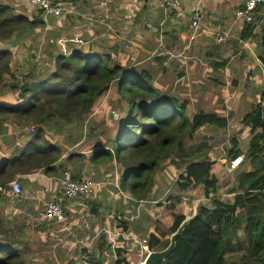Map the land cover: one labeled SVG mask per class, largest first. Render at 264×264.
Segmentation results:
<instances>
[{"label": "crops", "instance_id": "crops-1", "mask_svg": "<svg viewBox=\"0 0 264 264\" xmlns=\"http://www.w3.org/2000/svg\"><path fill=\"white\" fill-rule=\"evenodd\" d=\"M57 2L64 7L63 13L42 14L44 27L16 31L10 39H0V49H10L13 58L12 75L5 76L0 101L18 104L20 89L13 87L20 86L19 76L32 72L35 81L50 75L59 53L70 55L80 49L86 54H106L111 57V65L148 71L165 95L188 100L189 117L204 110L229 118L227 128L214 125L213 133L234 128L232 134L238 136L229 139L231 147L246 152L252 133L242 120L258 104L264 105V64L257 41L240 39L245 22L235 13L244 0H179L177 6L164 0ZM0 3L11 6L16 14L39 11L31 0ZM260 10L256 15L263 23ZM195 11L200 12L201 23L208 28L206 33H194L191 28ZM255 32H260V25ZM216 33L235 38L241 50L234 52L231 48L235 44L218 42ZM129 108L128 99L114 82L90 113L72 122L57 119L38 124L0 113V186L4 188L0 195V244L23 248L18 241L24 240L23 259L33 264H82L84 257L89 258V264H117L119 258L132 264L142 259L140 246L128 238L160 236V230L173 220L165 206H176V200L184 202V198L176 199L172 193L171 183L180 181L181 171L170 163L156 174L146 199L137 200L121 188L125 168L117 162L111 140L121 130ZM117 110L121 115L116 118L113 112ZM39 128L44 139L59 148L60 156L53 167L32 169L27 160L26 170H22L21 160L38 151L34 135ZM102 150L112 152L113 158L106 153L97 156ZM214 156L205 157L226 160ZM10 160L12 163L4 166ZM66 176L75 180L90 177L93 192L89 197L68 199L63 218L49 221L44 215L46 207L61 194ZM15 179L20 181L23 193L13 199L9 183Z\"/></svg>", "mask_w": 264, "mask_h": 264}, {"label": "trees", "instance_id": "trees-1", "mask_svg": "<svg viewBox=\"0 0 264 264\" xmlns=\"http://www.w3.org/2000/svg\"><path fill=\"white\" fill-rule=\"evenodd\" d=\"M42 14L40 9L36 14H16L11 6L0 3V39L8 40L16 31L44 27ZM257 25H260L258 33L255 32ZM240 39L257 41L264 64V22L261 23L260 15L252 23L245 22ZM11 57L10 49H0V91L5 76L12 75ZM55 63V71L48 76L32 81L33 73L26 75L20 86L13 87L20 89L18 104L0 101V113L38 124L57 119L72 122L90 113L97 99L116 82L120 94L130 104L121 130L111 140L115 158L125 168L121 188L137 200L146 199L154 187L156 174L169 161L181 171L178 182L181 190L194 187L198 194L204 193L210 200V204L200 205L197 215L177 237L174 251L158 264H229L233 242L240 255L230 264H264V105L258 104L243 118L252 138L246 152L230 150V160L245 156L238 167L228 169L229 163L205 157L213 137L206 135L195 144L187 140L205 125L227 128L229 118L204 110L189 117L188 100L165 95L148 71L111 65V57L106 54H86L75 49L70 55L59 53ZM43 135L39 128L34 135L39 143L38 151L21 160L22 170H26L27 160L34 169L53 167L59 158V148ZM102 153L113 158L107 150L97 156ZM11 163V160L5 161L4 166ZM223 187L234 195L232 200L225 201L218 196ZM165 208L173 220L164 231L160 230V236H149L151 251L167 248L171 235L188 216L177 212L174 204H167ZM23 255L24 249L19 246L0 244V264H27ZM117 264L129 262L119 258Z\"/></svg>", "mask_w": 264, "mask_h": 264}, {"label": "built area", "instance_id": "built-area-1", "mask_svg": "<svg viewBox=\"0 0 264 264\" xmlns=\"http://www.w3.org/2000/svg\"><path fill=\"white\" fill-rule=\"evenodd\" d=\"M171 6H177L179 0H164ZM31 3L38 9L43 11V15L48 17L50 15L59 16L63 13L64 7L62 4H59L57 0H31ZM170 7V6H169ZM263 15L262 21L264 22V0H244V4L236 10V17L243 20L247 23H252L255 18L256 14ZM191 28L194 30V33H206L208 28L203 26L201 23V15L200 12L195 11L192 14L191 19ZM216 40L218 42H223L227 39V34L224 33H216L215 34ZM114 117H118V112H113ZM31 130L34 127L30 128ZM243 161V157L239 156L231 161L230 166L231 168L235 169L241 162ZM93 184L94 181L90 177H85L79 180L72 179L69 176H66L62 180V192L56 199L51 201L45 210V218L47 220H54V219H61L63 218L64 214V205L68 199L75 198L79 195H84L85 197L91 196L93 192ZM11 187V197L13 199L18 198L23 193V188L19 180L15 179L9 183ZM4 188L0 186V195L3 193ZM130 241L140 246V253L142 255V259L138 262L132 264H145L146 259L148 258L150 252H152L149 248V237H130L128 238ZM89 258L84 257L82 260V264H89Z\"/></svg>", "mask_w": 264, "mask_h": 264}, {"label": "rangeland", "instance_id": "rangeland-1", "mask_svg": "<svg viewBox=\"0 0 264 264\" xmlns=\"http://www.w3.org/2000/svg\"><path fill=\"white\" fill-rule=\"evenodd\" d=\"M234 39L235 38L226 39L225 40V44L229 45V46L231 44H235V46L233 45V48H231V50L235 49L234 52H236V51L241 50V49H240V47L236 46V43H235L236 41H234ZM239 45H241V43H239ZM12 59H11V62H12ZM19 78H20V80H23L24 77H23V75H20ZM232 79H234V77H232ZM228 84H231V80L228 81ZM117 112L121 115L119 110H117ZM120 118H121V116H120ZM236 121L237 120H234V122H236ZM234 126H237V123H234ZM213 128H215L214 125L211 126V127H206V128L203 127L201 129H199L195 133V135L192 138H189L187 141H189V143H191V144H195V143H198V142L202 141L204 136H206V135L207 136H211V137H213V139L210 141V144H211L212 147H211L210 150L206 151V153L208 155H211L212 157H215L214 155H217V157L222 156L223 158L226 159L225 162H229L230 160L228 159L227 156H228L229 150L232 149V147H231L232 145H231L229 139H232L231 137L235 138L236 136H238V134H235L233 136L232 132L235 130L234 128H231L229 130L224 129V131L222 130L223 133H220V131H218L217 133H213ZM242 128H244V127H242ZM240 136H243V135L240 134ZM243 144L246 145L247 143H243ZM221 152H223L222 155H220ZM164 164L168 165L169 161H166ZM227 168L228 169L229 168L233 169V168H231V166L229 167L228 165H227ZM231 171H233V170H231ZM177 181H178V179L176 181L173 180L172 181L173 185L171 183V187H172V191H173L172 193L174 194V196H176V199L184 198L183 199L184 202H179V201L176 200V211L177 212H182V213H186L187 215H189V214L191 215L192 212L196 211V209H198V207L200 205L210 204L209 198L206 197V195L204 193L198 194L197 189L194 188V187H190L188 190H181L179 185L177 184L178 183ZM167 194H169V193H167ZM211 195H213V194H211ZM218 196L221 197L225 201L226 200H232L233 197H234L233 194L228 193V188L227 187L220 188L219 192H218ZM20 232L23 235L24 230L21 228ZM18 242L21 243V246L23 247L21 249H26L25 248L26 247V245H25L26 243L24 244V242H25L24 240H22V241L19 240ZM232 246H234V250L231 251L230 254H229V257H228V263L229 264L232 263L235 259H237L238 256L240 255V251L237 250L238 249L237 248V244L235 242H233ZM25 262L27 264H30V263L33 264L31 261H28L30 263H28L27 261H25ZM91 263H92V261H91ZM51 264H53V263H51ZM108 264H109V262H108Z\"/></svg>", "mask_w": 264, "mask_h": 264}, {"label": "water", "instance_id": "water-1", "mask_svg": "<svg viewBox=\"0 0 264 264\" xmlns=\"http://www.w3.org/2000/svg\"><path fill=\"white\" fill-rule=\"evenodd\" d=\"M200 207V206H199ZM199 207L197 209V212L194 215H188L186 219L183 221V223L180 225L178 230L171 235L170 244L167 248L161 251H152L150 252L148 258L146 259L145 264H158L160 261L165 260L175 249L176 247V239L178 236L181 235L184 228L194 219V217L197 215Z\"/></svg>", "mask_w": 264, "mask_h": 264}]
</instances>
